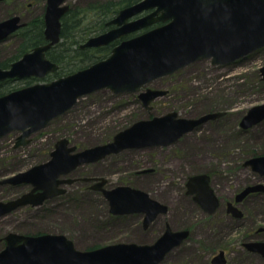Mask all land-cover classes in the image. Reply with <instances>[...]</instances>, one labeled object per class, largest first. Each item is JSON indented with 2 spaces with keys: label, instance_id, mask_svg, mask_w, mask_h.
I'll list each match as a JSON object with an SVG mask.
<instances>
[{
  "label": "rangeland",
  "instance_id": "1",
  "mask_svg": "<svg viewBox=\"0 0 264 264\" xmlns=\"http://www.w3.org/2000/svg\"><path fill=\"white\" fill-rule=\"evenodd\" d=\"M94 1L107 0L66 3L84 9ZM46 4L47 0L0 1V22L17 16L27 26L44 14ZM114 18L108 21V30L113 28L109 23ZM18 44L12 38L0 43V61L12 55ZM263 66L264 48L226 66H214L211 60L197 62L144 87L143 92L147 88L167 92L150 104V110L140 100V92L115 94L102 90L79 99L72 110L34 134L28 146L16 147L18 132L1 139L0 201L6 202L22 197L31 186H4L2 180L48 162L56 142L62 138L80 151L111 142L117 133L135 122L171 112L184 119H199L208 113L224 115L198 126L172 146L131 149L78 168L69 176L74 182L66 186L67 193L55 202L20 209L1 218L0 242L11 232L62 234L78 250L86 251L117 243L151 244L170 226L173 231L189 230L190 235L162 264H212L214 254L222 250L226 253V264H264L261 255L245 247L251 241H264V192L254 193L241 203L245 215L242 218L224 209L225 203L245 187L264 184L260 175L244 166L254 154L257 157L264 153V120L248 130L240 126L250 108L264 104V80L260 72ZM55 74H49L41 82L32 79L31 85L60 78ZM144 169L155 173L138 176ZM199 174L211 177V186L221 201L213 215L204 213L194 195L188 194V179ZM93 178L106 179L104 188L108 189L140 188L166 205L168 211L157 216L156 222L146 229L137 214L113 216L102 193L80 180Z\"/></svg>",
  "mask_w": 264,
  "mask_h": 264
},
{
  "label": "water",
  "instance_id": "2",
  "mask_svg": "<svg viewBox=\"0 0 264 264\" xmlns=\"http://www.w3.org/2000/svg\"><path fill=\"white\" fill-rule=\"evenodd\" d=\"M66 1L47 0L44 14L47 43L27 52L9 68L0 67V83L9 79L42 80L59 70V66L47 58V53L61 41L62 19L70 10ZM145 12L150 13L137 18ZM109 24L115 27L89 38L81 48L104 47L153 28L123 40L109 57L86 69L0 96V139L19 132L16 147L26 146L31 135L72 110L80 98L102 90L115 94L141 92L139 98L150 110L153 101L167 94L151 88L142 92L154 81L197 62L211 60L214 65L224 66L264 48V0H142L122 9ZM25 26L17 16L1 21L0 43ZM260 72L264 80V66ZM222 116L223 113H213L199 119H184L171 112L135 122L116 134L112 142L80 151L63 138L56 143L48 162L2 181V184H31L34 188L18 199L0 201V217L20 206H38L62 195L65 190L59 186L74 180L59 178L79 166L128 149L171 146L198 126ZM263 120L264 104H261L248 110L240 126L248 130ZM244 166L264 177V155L248 159ZM93 180L97 184L92 189L103 192L111 214H144L145 229L157 216L168 211L166 205L143 190L129 186L106 190V179ZM210 180L208 175H196L189 179L187 186L188 194L195 195V201L209 214H214L220 202ZM260 192H264V184L248 186L236 196L235 202L239 205L249 195ZM237 205L229 202L228 213L242 218L243 212ZM189 235V230L173 231L168 226L151 244L117 243L82 251L62 234L11 232L4 238L6 245L0 251V264H161ZM245 247L264 259V241H251ZM226 263L223 250L212 259V264Z\"/></svg>",
  "mask_w": 264,
  "mask_h": 264
},
{
  "label": "trees",
  "instance_id": "3",
  "mask_svg": "<svg viewBox=\"0 0 264 264\" xmlns=\"http://www.w3.org/2000/svg\"><path fill=\"white\" fill-rule=\"evenodd\" d=\"M140 1L141 0L94 1L84 9L78 7L71 8L62 19L61 42L48 53V58L59 65V70L55 75L58 77L67 76L107 58L111 54L113 47L118 44L119 41L99 49H82L81 45L90 37L107 31L108 21L114 18L122 8L131 6ZM44 29L43 14L42 16L36 17L31 22H28L26 27L11 36L10 38L15 39L19 44L12 55L0 61V67L9 68L13 62L19 60L27 52L35 47L44 45L46 43ZM31 84L32 79L6 80L0 83V96ZM130 122L127 123V125L130 124ZM120 129L122 128L118 130ZM253 156L256 155L254 154ZM95 248L96 247L88 248L87 250Z\"/></svg>",
  "mask_w": 264,
  "mask_h": 264
},
{
  "label": "flooded vegetation",
  "instance_id": "4",
  "mask_svg": "<svg viewBox=\"0 0 264 264\" xmlns=\"http://www.w3.org/2000/svg\"><path fill=\"white\" fill-rule=\"evenodd\" d=\"M79 168H80V167H79ZM77 169H78V168H77ZM77 169H76V170H77ZM76 170H75V171H76ZM145 170H146V169H144V170H142V171H145ZM75 171H74V172H75ZM142 171L139 172V174H142V175H138V176H143V175H153V174L155 173V171H149V172H142ZM74 172H73V173H74ZM73 173H72V174H73ZM68 177H69V176H68ZM69 178H70V177H69ZM61 179H67V177H66V178H61ZM80 180H81L82 182H84L85 184L90 185L89 187L95 185V182H94V181H92V182H88V181H84V180H82V179H80ZM2 181H3V180H2ZM211 181H212V180H210V184H211ZM1 185H4V186H5V185H6V186L10 185V186H13V187H16V186H17V185H13V184H9V183H8V184H2V182H1ZM21 185H22V184H20V185H18V186H21ZM68 185H71V184H67V185H63V186H62V188H64V189L66 190L64 194L67 193L66 186H68ZM18 186H17V187H18ZM27 186H30V185H27ZM30 188L32 189V187H30ZM31 189H30V190H31ZM30 190H29V191H30ZM242 190H243V189H242ZM242 190H241V191H242ZM29 191H27V192H29ZM241 191H239L238 193H236V194L233 196V198H232L231 201H227V202L225 203L224 209H226V212H227V213H228V202H233V203H234V202H235V198H236V196H237ZM64 194H63V195H64ZM60 196H62V195H60ZM60 196H56V197H54V198L47 199V200H45L42 204H40V205H38V206H32V205L22 206V207H20V208H18V209H16V210L12 211L11 213L7 214L6 216L13 215V213L17 212V211L20 210V209H24V208L35 209V208L43 207V206L45 205V203H47L48 201L55 202V201L57 200V198L60 197ZM19 197H20V196H19ZM193 197H194V196H193ZM17 198H18V197L14 198V199H17ZM245 199H246V198H245ZM245 199H244V200H245ZM10 200H13V199H10ZM244 200H243L241 203H243ZM241 203L238 205V207H239L240 209H241ZM220 204H221V201H220ZM198 206L200 207V209H201L204 213L208 214V212H207L203 207H201L199 204H198ZM219 208H220V206H219ZM219 208H218V209H219ZM218 209H217V210H218ZM217 210H216V212H217ZM241 211H242V210H241ZM216 212H215V213H216ZM242 212H243V211H242ZM215 213H214V214H215ZM136 214L139 215V216L141 217V219H142V224H144V216H143L142 214H140V213H136ZM136 214H130V215H128V216L136 215ZM210 215H213V214H210ZM6 216H4V217H6ZM123 216H126V215H123ZM244 216H245V215H244V213H243V217H244ZM1 218H3V217H1ZM1 218H0V219H1ZM156 220H157V219H156ZM156 220H155L154 222H152L151 224H154V223L156 222ZM151 226H152V225H151ZM144 227H145V224H144ZM262 230H263V229H262ZM262 230H261V231H262ZM8 234H9V233H8ZM8 234H6V236H7ZM6 236H5V237H6ZM5 237H4V238H5ZM4 238H3V239L1 240V242H0V245H3V244H4L3 247L6 245V244H5V241H4ZM3 242H4V243H3ZM3 247H2V248H3ZM4 248H5V247H4ZM4 248H3V249H4ZM3 249H2V250H3ZM0 251H1V250H0ZM169 254H170V253H169ZM169 254H168V255H169ZM217 254H218V253L214 254L213 257H215ZM168 255H167V257H168ZM167 257H166V258H167ZM166 258H165V260H166ZM165 260H164V261H165ZM164 261H163V262H164ZM163 262H162V263H163ZM162 263H161V264H162Z\"/></svg>",
  "mask_w": 264,
  "mask_h": 264
},
{
  "label": "bare ground",
  "instance_id": "5",
  "mask_svg": "<svg viewBox=\"0 0 264 264\" xmlns=\"http://www.w3.org/2000/svg\"><path fill=\"white\" fill-rule=\"evenodd\" d=\"M1 139H2V138H1ZM1 139H0V140H1ZM17 186H18V185H17Z\"/></svg>",
  "mask_w": 264,
  "mask_h": 264
}]
</instances>
